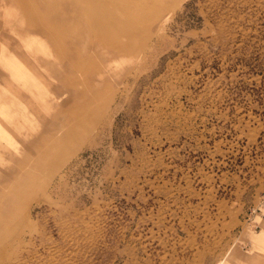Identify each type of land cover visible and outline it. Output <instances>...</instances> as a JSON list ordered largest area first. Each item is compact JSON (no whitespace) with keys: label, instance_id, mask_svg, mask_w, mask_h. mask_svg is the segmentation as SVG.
Segmentation results:
<instances>
[{"label":"rangeland","instance_id":"374dc122","mask_svg":"<svg viewBox=\"0 0 264 264\" xmlns=\"http://www.w3.org/2000/svg\"><path fill=\"white\" fill-rule=\"evenodd\" d=\"M263 196L264 0H0V264H250Z\"/></svg>","mask_w":264,"mask_h":264},{"label":"crops","instance_id":"0c3cea01","mask_svg":"<svg viewBox=\"0 0 264 264\" xmlns=\"http://www.w3.org/2000/svg\"><path fill=\"white\" fill-rule=\"evenodd\" d=\"M252 249L255 252H252L250 255L249 261L250 264H264V227L258 233H252L250 236ZM224 264V262L220 263ZM242 264H245L244 262Z\"/></svg>","mask_w":264,"mask_h":264},{"label":"built area","instance_id":"2783aa9c","mask_svg":"<svg viewBox=\"0 0 264 264\" xmlns=\"http://www.w3.org/2000/svg\"><path fill=\"white\" fill-rule=\"evenodd\" d=\"M259 211H261V213L264 215V196H263V203H262Z\"/></svg>","mask_w":264,"mask_h":264}]
</instances>
